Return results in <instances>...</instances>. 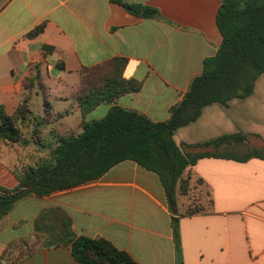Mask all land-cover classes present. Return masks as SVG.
<instances>
[{
	"label": "crops",
	"instance_id": "obj_1",
	"mask_svg": "<svg viewBox=\"0 0 264 264\" xmlns=\"http://www.w3.org/2000/svg\"><path fill=\"white\" fill-rule=\"evenodd\" d=\"M123 1L156 8L164 20L136 16L113 0H0V106L13 115L29 97L31 108L33 91L41 88L47 94L50 88L43 80V86L29 95L25 78L52 67L60 71L59 91L72 88L69 95L57 99L72 100L83 68L123 58L128 61L125 77L142 81L143 88L116 103L154 122L168 120L170 108L183 99L192 80L202 73L204 60L214 56L223 42L217 26L220 2ZM41 25L44 31L29 37ZM253 97L235 99L228 107H206L198 121L178 130L177 144L242 132L234 110ZM50 104V122L39 134L58 137L82 132L79 106L80 122L74 124L69 122L72 113L57 114ZM103 106L101 118L110 108ZM47 107L44 116L35 117H45ZM206 116L211 119L208 123ZM55 140L41 143L45 150L37 148L33 153L31 141L20 150L17 145L0 144V187H17L21 160L31 158L37 164ZM186 173L192 184L203 180L212 204L205 213L181 216L178 234L159 176L128 160L95 181L20 200L0 223V257L11 242L33 235L35 220L44 209L59 207L71 216L78 235L107 239L138 264H177V242L182 264H264V160L209 157L198 160ZM186 208L178 202L180 215ZM20 264L80 263L69 248L57 247L39 250Z\"/></svg>",
	"mask_w": 264,
	"mask_h": 264
},
{
	"label": "trees",
	"instance_id": "obj_2",
	"mask_svg": "<svg viewBox=\"0 0 264 264\" xmlns=\"http://www.w3.org/2000/svg\"><path fill=\"white\" fill-rule=\"evenodd\" d=\"M113 2L136 16L164 20L156 8L123 0ZM219 2L217 26L223 42L214 56L204 60L202 73L192 80L183 99L170 108L166 121L154 122L116 103L121 97L138 93L143 88L142 81L125 77L126 59L115 58L81 70L80 83L71 98L81 112L82 132L56 137L49 145L47 157L18 170L17 187H0V223L29 195L49 196L95 181L116 165L130 160L159 176L171 212L176 216L173 227L178 234L181 216H194L208 210L204 205L191 204L184 215L179 214V196H188L193 186L191 175L186 173L188 168L209 157L240 162L251 158L264 160V154L257 150L243 157L224 151L245 141L247 136L241 133L197 144L178 145L175 140L178 130L198 121L206 107L228 106L235 99L251 97L258 79L264 75V0ZM44 27H37L29 37L38 36ZM58 66L65 68L64 63ZM36 86H43L40 72L24 80L29 94ZM29 100L25 98L13 115L0 106V144L12 147L29 144L22 128L33 114ZM46 105L48 114L42 119L34 117L36 137L42 126L49 123L53 112V106L48 102ZM103 105L110 106L103 118L86 121L89 113ZM203 184L202 179L197 180V185ZM57 247L69 248L80 264H138L128 252L118 249L107 239L78 235L71 216L59 207L44 209L35 220L33 235L7 245L0 264H20L39 250ZM177 264H182L178 242Z\"/></svg>",
	"mask_w": 264,
	"mask_h": 264
},
{
	"label": "rangeland",
	"instance_id": "obj_3",
	"mask_svg": "<svg viewBox=\"0 0 264 264\" xmlns=\"http://www.w3.org/2000/svg\"><path fill=\"white\" fill-rule=\"evenodd\" d=\"M59 73L60 71L57 70L55 67H52L50 71H48L47 69H44L43 72L40 73L41 80L42 81L44 80L46 82L47 86L50 88L49 89L50 93L45 94V92L41 88H36V90L33 91L31 108L34 114L31 115L26 125L22 127L23 132H24V137L28 141L32 142L31 143L32 145H30L29 147L30 153H33V151H35L37 148L39 150H45V148L42 147V144L44 143L48 144L53 139L55 140V137H56V136L52 137L50 134L46 132H44L43 135L42 133L38 134V137H36V135L34 134L35 124L37 123L34 120V117L35 116L42 117L45 115V108L47 107L46 99H47V102H50L54 105L55 111L57 114L58 113H62V114L72 113L73 115H71L69 118L70 123L75 124L78 121L80 122V119H79L80 113L79 111L78 112L76 111L78 108V104L74 100H71V99L69 100L57 99V97L60 95L61 96L69 95L70 91L72 90L71 87H68V88H65L63 91H59L61 90L57 88V81L59 78ZM44 90L47 91V88L45 87ZM29 95H32V93H30ZM228 106H224V107H228ZM103 109H104V106H101L95 109L93 112L90 113V115L88 116V119L90 121L99 120L101 118L100 112L103 111ZM234 113L238 115L236 119H238V123L240 124L239 130H242V132L240 133L241 134L245 133L247 138L245 139L243 143L233 144V146H230L228 149L224 151H228V152L239 154V155H247L250 152L257 150V151H260L262 154H264V75L261 76L256 83L254 97L250 99L248 102L242 103L240 107L234 110ZM210 120L211 119L210 118L208 119L207 116L205 117V121L207 123ZM247 126H252V127H247ZM40 137L43 138V141L39 139ZM17 146L19 150L27 147L22 144H19ZM18 152L20 153V151ZM37 153L39 154L38 151ZM20 155L23 156L24 154L21 153ZM25 164H28V165L35 164L34 159L30 158V159L21 160L19 169H21L23 166H26ZM179 202L180 204H182L184 208L186 206L188 208L191 204L204 205L205 207L209 208L210 196L207 194V189L204 186L193 183V186L191 188L189 195L179 196ZM187 208H186V211H187Z\"/></svg>",
	"mask_w": 264,
	"mask_h": 264
}]
</instances>
